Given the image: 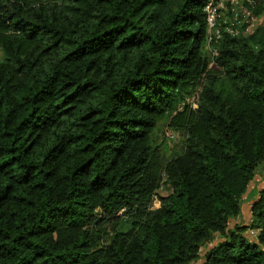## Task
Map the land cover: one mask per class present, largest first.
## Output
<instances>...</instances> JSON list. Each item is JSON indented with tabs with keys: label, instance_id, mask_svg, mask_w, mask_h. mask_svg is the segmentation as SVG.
<instances>
[{
	"label": "trees",
	"instance_id": "trees-1",
	"mask_svg": "<svg viewBox=\"0 0 264 264\" xmlns=\"http://www.w3.org/2000/svg\"><path fill=\"white\" fill-rule=\"evenodd\" d=\"M206 1L0 0V264H190L216 235L201 264H264V187L228 227L264 164V25L212 56Z\"/></svg>",
	"mask_w": 264,
	"mask_h": 264
},
{
	"label": "built area",
	"instance_id": "built-area-1",
	"mask_svg": "<svg viewBox=\"0 0 264 264\" xmlns=\"http://www.w3.org/2000/svg\"><path fill=\"white\" fill-rule=\"evenodd\" d=\"M206 24L205 48L212 56L223 31L250 34L264 25V0H207L203 6ZM197 99V96H196ZM196 102L192 104L195 108ZM159 206L155 196L152 208Z\"/></svg>",
	"mask_w": 264,
	"mask_h": 264
},
{
	"label": "rangeland",
	"instance_id": "rangeland-1",
	"mask_svg": "<svg viewBox=\"0 0 264 264\" xmlns=\"http://www.w3.org/2000/svg\"><path fill=\"white\" fill-rule=\"evenodd\" d=\"M2 56L0 52V57ZM197 93L191 94L187 97L186 101L191 102V105L196 102ZM154 142L159 144V151L163 160H167L171 156L176 153H179L182 148V140L183 136L175 132L172 128L166 123H160L153 133ZM264 187V164L259 166V169L256 170V173L253 179L248 184L246 191L242 195V203L240 214L236 218H232L229 221L228 227H233L235 224H244L247 225L251 219V204L257 198V191ZM169 192L168 186L165 184H161L160 188L157 191V199L159 195H165ZM257 230L247 229L244 233L245 236L251 240L255 241ZM221 237L216 235L215 238L201 248L200 258H198L195 262L190 264H201L203 262V255L206 250L212 247L217 241H219Z\"/></svg>",
	"mask_w": 264,
	"mask_h": 264
}]
</instances>
